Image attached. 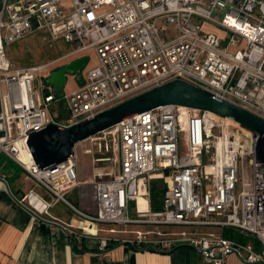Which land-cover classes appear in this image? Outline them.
<instances>
[{
    "label": "built area",
    "instance_id": "built-area-1",
    "mask_svg": "<svg viewBox=\"0 0 264 264\" xmlns=\"http://www.w3.org/2000/svg\"><path fill=\"white\" fill-rule=\"evenodd\" d=\"M36 32L49 47L63 41L72 49L41 65L14 67L5 45ZM90 49L100 63L84 84L62 97L53 87L35 98L42 71ZM173 79L264 118V0H0V155L46 193L31 190L20 201L40 215L67 205L79 223L65 228L77 229L70 230L77 238L98 236L103 224H138L146 228L122 242L154 251L189 245L207 264H228L231 254L264 263V135L233 119L165 105L79 142L94 165L93 213L66 198L82 183L77 151L55 168L34 160L31 132L51 122L71 126ZM156 174L167 186L160 210L151 203ZM227 228L255 242L227 237Z\"/></svg>",
    "mask_w": 264,
    "mask_h": 264
},
{
    "label": "crops",
    "instance_id": "crops-1",
    "mask_svg": "<svg viewBox=\"0 0 264 264\" xmlns=\"http://www.w3.org/2000/svg\"><path fill=\"white\" fill-rule=\"evenodd\" d=\"M81 57L84 54L73 60ZM62 68L48 71L47 78ZM79 80L82 85L86 78ZM0 176L7 180L8 175L1 166ZM86 179L83 177L81 182ZM15 183V187L12 183L7 186L0 180V264H207L201 251L185 244L168 251H154L122 242L107 247L108 243L100 234L76 238L71 233L75 228H65L69 223L74 226L79 223L74 212L68 213L70 208L67 205L59 207L61 203H58L49 209L48 214L41 215L52 223L42 221L15 199H23L31 188L23 191L19 189V182ZM42 194L46 195L45 192ZM237 263L245 264L239 256L231 254L228 264Z\"/></svg>",
    "mask_w": 264,
    "mask_h": 264
},
{
    "label": "water",
    "instance_id": "water-1",
    "mask_svg": "<svg viewBox=\"0 0 264 264\" xmlns=\"http://www.w3.org/2000/svg\"><path fill=\"white\" fill-rule=\"evenodd\" d=\"M87 60V56L75 59L64 68L57 70V72L55 71L48 79V82L58 90L60 97L65 94L66 74L78 72ZM165 105L193 107L198 110L208 111L221 117L233 119L246 131L264 135L263 117H259V115L240 107L232 101L222 99L209 90L192 84V82L190 83L183 79H173L71 126L60 127L58 124L51 122L42 130L30 133L29 147L39 168H55L59 163L68 160L75 154V147L79 142L110 128L122 120ZM0 180L8 186V182L4 177L0 176ZM15 199L26 207L35 218L50 222V220L47 221L41 217L36 210L24 205L19 199ZM122 243L130 242L123 241ZM234 253L238 252L235 250ZM239 259L245 264H264L262 261H247L241 254H239Z\"/></svg>",
    "mask_w": 264,
    "mask_h": 264
},
{
    "label": "rangeland",
    "instance_id": "rangeland-1",
    "mask_svg": "<svg viewBox=\"0 0 264 264\" xmlns=\"http://www.w3.org/2000/svg\"><path fill=\"white\" fill-rule=\"evenodd\" d=\"M168 29L172 30L173 26L168 25ZM72 47L63 41L56 43L54 47H49L42 42V33L36 32L26 36L25 38L13 42L9 45H5V50L9 60L12 65L15 66H33V65H41L47 63L51 60L56 59L57 57L69 52ZM84 56L86 55L89 59L81 71V73L69 72L66 74L67 81L64 86L65 93H70L71 91L79 88L81 86L79 78H86L88 71L99 65L100 61L98 55L93 49L87 50L83 52ZM80 55L70 57L56 63L55 66H52L50 69L55 70L57 67H65L69 61H72L74 58H77ZM47 70L42 71L41 75L38 76L33 83L34 95L35 98L37 96H43V90L52 91L53 86L50 84L45 78V74L48 72ZM83 144L79 143L75 151H77L76 155V163L77 169L79 173V180L82 181L83 177L87 178L84 183L80 184L75 190L70 192L66 198L69 202L76 206V208L88 212L93 213L95 211V201H94V185L91 183V178L93 176L94 165L92 162V156L83 152ZM0 166L2 170L8 175L9 180L7 181L9 184L16 185L15 182H19V189L23 191L34 190V192L44 193V189L40 187L33 179H31L23 170L19 168V166L11 160H8L7 157L0 155ZM245 166V177L249 180L252 179V168L248 163V159L244 160ZM18 179V180H17ZM161 179L164 180L163 177L159 174H156L153 180ZM17 180V181H16ZM240 189V188H239ZM29 194V193H28ZM152 203V202H151ZM64 204H59L61 207ZM144 203L140 204V208H143ZM73 210L70 208L68 213H72ZM78 225V224H77ZM102 231L98 234L103 236H110V241H114L116 239H123L127 237H132L133 234L129 231L132 230H144L146 227L138 224H131L128 226H120L113 224H103L101 226ZM115 229L117 232L111 233L109 230ZM236 233L235 239L237 241L243 243L255 242V239L252 236L242 234L235 228H232ZM127 230L128 232H125ZM77 232L78 230L75 229ZM228 237V236H227ZM237 262V261H236ZM242 262V261H241ZM243 263V262H242ZM238 264V263H237Z\"/></svg>",
    "mask_w": 264,
    "mask_h": 264
},
{
    "label": "trees",
    "instance_id": "trees-1",
    "mask_svg": "<svg viewBox=\"0 0 264 264\" xmlns=\"http://www.w3.org/2000/svg\"><path fill=\"white\" fill-rule=\"evenodd\" d=\"M46 80H48V78H46ZM19 168H20V166H19ZM7 180H9L8 176H7ZM166 188H167V186H166V183L164 180H161V179L152 180V182H151V202H152L153 210H160L163 208V203H164L163 200H164ZM223 234L225 236L230 237V238H235V235H236V233L233 231L232 228L224 229ZM121 242H122V239L108 242L107 247L113 246V245H115L117 243H121ZM135 247H137V246H135ZM138 248H143V247H138Z\"/></svg>",
    "mask_w": 264,
    "mask_h": 264
},
{
    "label": "bare ground",
    "instance_id": "bare-ground-1",
    "mask_svg": "<svg viewBox=\"0 0 264 264\" xmlns=\"http://www.w3.org/2000/svg\"><path fill=\"white\" fill-rule=\"evenodd\" d=\"M233 124H234V125H237V123H236V122H233ZM24 159H25V160H28V158H27L26 156H25V158H24ZM31 199H32V200H31ZM31 199H30V201H31V202H33V201L35 202V201H36V199H35V197H34V196H32V197H31ZM139 203H141V204H142V203H144V205H143V208H145V207H146L145 201H144L143 199H140V200H139ZM35 205L37 206V208H39V206H40V204H39V203H37V201H36ZM143 208H142V209H143ZM76 222L78 223V221H77V220H76ZM94 230H95V229H92V231H94Z\"/></svg>",
    "mask_w": 264,
    "mask_h": 264
},
{
    "label": "flooded vegetation",
    "instance_id": "flooded-vegetation-1",
    "mask_svg": "<svg viewBox=\"0 0 264 264\" xmlns=\"http://www.w3.org/2000/svg\"><path fill=\"white\" fill-rule=\"evenodd\" d=\"M73 61V60H72ZM71 61H69V63H70ZM59 70V69H58Z\"/></svg>",
    "mask_w": 264,
    "mask_h": 264
}]
</instances>
